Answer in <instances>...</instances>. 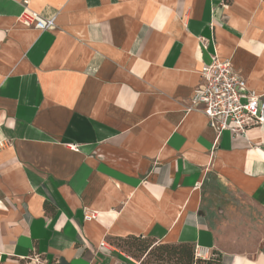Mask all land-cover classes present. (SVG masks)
<instances>
[{
  "label": "crops",
  "instance_id": "crops-1",
  "mask_svg": "<svg viewBox=\"0 0 264 264\" xmlns=\"http://www.w3.org/2000/svg\"><path fill=\"white\" fill-rule=\"evenodd\" d=\"M27 8L54 27L0 0V264H139L110 242L128 235L264 264V238L249 254L218 247L203 201L215 178L264 210V123L217 138L189 108L213 57L264 98V0Z\"/></svg>",
  "mask_w": 264,
  "mask_h": 264
},
{
  "label": "built area",
  "instance_id": "built-area-1",
  "mask_svg": "<svg viewBox=\"0 0 264 264\" xmlns=\"http://www.w3.org/2000/svg\"><path fill=\"white\" fill-rule=\"evenodd\" d=\"M22 4L25 6L20 18L22 24L40 31L54 27L53 17L28 9V0H22ZM189 108L199 110L206 117L217 138L224 131L234 137L243 136L249 129L264 123L263 96L247 88L245 77L231 61L218 57L201 63L199 83L191 93ZM92 217V213L84 215L85 219ZM195 253L204 257L207 250L196 247Z\"/></svg>",
  "mask_w": 264,
  "mask_h": 264
},
{
  "label": "rangeland",
  "instance_id": "rangeland-1",
  "mask_svg": "<svg viewBox=\"0 0 264 264\" xmlns=\"http://www.w3.org/2000/svg\"><path fill=\"white\" fill-rule=\"evenodd\" d=\"M213 179L204 186L203 201L211 207L204 211L218 247L232 253H252L264 238V210H243L247 209L244 202L239 203L235 193Z\"/></svg>",
  "mask_w": 264,
  "mask_h": 264
},
{
  "label": "trees",
  "instance_id": "trees-1",
  "mask_svg": "<svg viewBox=\"0 0 264 264\" xmlns=\"http://www.w3.org/2000/svg\"><path fill=\"white\" fill-rule=\"evenodd\" d=\"M111 244L139 264H221L222 255L214 252L210 256L198 257L190 242L162 243L141 235L114 237Z\"/></svg>",
  "mask_w": 264,
  "mask_h": 264
}]
</instances>
